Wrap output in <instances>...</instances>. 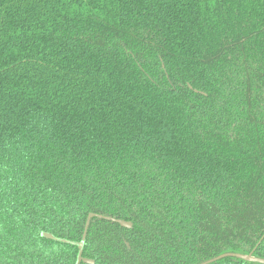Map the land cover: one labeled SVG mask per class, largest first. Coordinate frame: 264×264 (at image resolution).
I'll return each instance as SVG.
<instances>
[{"label":"trees","instance_id":"16d2710c","mask_svg":"<svg viewBox=\"0 0 264 264\" xmlns=\"http://www.w3.org/2000/svg\"><path fill=\"white\" fill-rule=\"evenodd\" d=\"M89 214L93 264H264V0H0V264Z\"/></svg>","mask_w":264,"mask_h":264},{"label":"water","instance_id":"95a60500","mask_svg":"<svg viewBox=\"0 0 264 264\" xmlns=\"http://www.w3.org/2000/svg\"><path fill=\"white\" fill-rule=\"evenodd\" d=\"M93 217L104 218V217H101V216L89 214L87 219H86V223H85V226H84V231H83L82 238H81L80 242H78V243H71V242H68L66 240L56 238V237H54L53 235H51L49 233H41V237L46 239V240L59 242V243H65V244H72V245L76 246L77 249H78V254H77V259H76V263L75 264H81V263H83V264H93L94 262L92 260H88V259H85V258L82 257V252H83L84 241H85L87 229H88V226H89V222H90V220ZM104 219L115 221L116 223H118L123 228H128V229L131 228V224L129 222H124V221H120V220H113V219H110V218H104ZM245 259L249 260L250 257H245Z\"/></svg>","mask_w":264,"mask_h":264}]
</instances>
